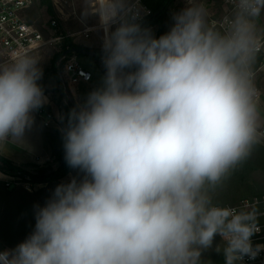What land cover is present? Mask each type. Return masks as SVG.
Here are the masks:
<instances>
[{
    "label": "clouds",
    "instance_id": "obj_1",
    "mask_svg": "<svg viewBox=\"0 0 264 264\" xmlns=\"http://www.w3.org/2000/svg\"><path fill=\"white\" fill-rule=\"evenodd\" d=\"M87 3L105 72L60 118L77 174L33 206L32 231L0 264H205L214 246L224 264L255 260L260 209L218 194L264 145V0H223L218 18L208 0H186L158 37L139 0ZM42 76L28 50L0 59V145L32 130L48 103Z\"/></svg>",
    "mask_w": 264,
    "mask_h": 264
},
{
    "label": "trees",
    "instance_id": "obj_2",
    "mask_svg": "<svg viewBox=\"0 0 264 264\" xmlns=\"http://www.w3.org/2000/svg\"><path fill=\"white\" fill-rule=\"evenodd\" d=\"M215 1L219 8L223 5V0ZM175 2L176 0H144L145 5L153 12V17L144 27L156 28L157 37L167 32L172 23L169 10ZM43 10L53 20L59 21L60 26L56 29V35L63 33L64 30L61 28L59 16L53 6V0H33L28 11V23L43 31L41 17ZM74 49L102 54L101 50L77 44L73 38H67L60 45L47 49V51H53V56L50 62L47 63L42 80L39 81L45 95H51L55 106L58 108L60 127H62L61 116H66L68 111L75 106V104L71 106L64 104L60 74L69 59L85 57L84 55L75 54ZM92 59L99 64L102 63L101 58L94 57ZM261 62L262 58L258 67ZM57 64L59 65L57 66ZM49 112L53 115L50 108ZM45 137L54 160L51 164L38 168L36 173L20 168L0 152V173L33 186L43 185L39 191L29 193L21 186H15L11 189V185L0 181V251L14 248L26 238L35 224L33 206L37 203L42 205L56 185L67 182V177L77 174L65 163L60 131L54 128L46 129ZM251 180L254 185L248 183ZM263 196L264 145H260L254 150L251 158L233 174L225 188L219 192L218 199L224 204L234 206L243 200L261 199ZM216 243H220L218 238H216ZM214 248L204 252L203 261L205 264H224L222 252L217 253Z\"/></svg>",
    "mask_w": 264,
    "mask_h": 264
},
{
    "label": "built area",
    "instance_id": "obj_3",
    "mask_svg": "<svg viewBox=\"0 0 264 264\" xmlns=\"http://www.w3.org/2000/svg\"><path fill=\"white\" fill-rule=\"evenodd\" d=\"M32 3L33 0H0V51L6 59L19 50H28L36 55L51 47L60 45L67 38H75L74 42L97 38L101 42L102 32L99 21L97 24L85 26L71 35L65 33L56 35V29L60 26V23L57 20L50 19L44 25V30L40 31L27 21L28 11ZM53 5H56L60 14H64V11L68 10V12H72V16H75L74 20L78 19L74 0H58ZM223 6L225 8L223 14H225L227 8L224 3ZM139 9L140 23L144 26L153 17V12L145 5L144 0H139ZM262 65H264V57H262ZM92 79V72L86 70L76 58L69 59L60 74L64 104L71 106L74 101L73 89L81 84H89ZM36 115L45 127L52 126L54 116L45 106L40 108ZM245 203H255L262 213L259 221L261 231L253 237V243L264 244V197L243 200L235 207H242ZM243 264H264V252H261L255 260H249L246 257Z\"/></svg>",
    "mask_w": 264,
    "mask_h": 264
},
{
    "label": "rangeland",
    "instance_id": "obj_4",
    "mask_svg": "<svg viewBox=\"0 0 264 264\" xmlns=\"http://www.w3.org/2000/svg\"><path fill=\"white\" fill-rule=\"evenodd\" d=\"M57 1L58 0H53V3L57 2ZM208 3H209V7L215 12V16L217 18L220 17V14H219V12L217 10L219 8V6L216 4V1L215 0H208ZM74 4H75L74 7H75V12H76V17L78 18L77 20L73 19V18H75V16H72V14H71L72 12H68V10H66V11H64V14H60L58 12L57 8H56V5L55 6L53 5L55 10H56V13L59 16V19H60V22H61V28H62V30H64L63 33L69 34V35L80 31V29H82L85 26H92L94 24H97V22H98V17L95 16V15H92L88 11L87 0H74ZM185 4H186V0H176V2L171 6V8L169 10L170 14H172L173 12L178 11L181 8L185 7ZM41 17H42V20H43V27L50 19H52L48 14H46L45 10L42 11V16ZM151 29L153 30L154 34L157 36V29L156 28H151ZM74 39L75 38H73V40ZM89 42H94L95 44H99L98 43L99 40L97 38H91L90 40L76 41L77 44H81V45L86 44L84 46H87V47H90V45H89L90 43ZM96 49L101 50V47H99V45H98V47ZM52 52L53 51L44 50V51L36 54V56L39 59V66L43 70V75H44L47 63L50 62V60H51V58L53 56ZM76 58L79 61V63L86 70L91 71V72L94 70V65H98L99 64L97 61L94 62L93 59L90 58V57H76ZM0 59H6V57L1 53V51H0ZM58 65L59 64H57V66ZM99 65L101 66V68L103 67L102 63L99 64ZM263 75H264V71H263ZM42 78H43V76H42ZM263 84H264V81H263ZM73 91H74V94H76L78 101L74 102V103L72 102V104L77 105L78 103H82L83 102V100L86 98L87 94L91 90H88V87L83 86L81 84L80 86L74 88ZM47 97H48V100L53 103V111H52V113H53V115H55V118H54L55 124L53 122L52 123V127L50 129L54 128V129H58L59 130L61 128L59 126V121H58L60 113L58 111V108L54 104L52 96L49 95ZM38 124H39L41 130H43L44 127H43L41 121ZM30 138L34 139V137H30ZM33 139H32L31 143H27V144H25L23 142H21V143H12V144L19 145V147H22V148L31 147V146H37L38 147V143L33 142ZM24 140L27 142L29 140V138L25 137ZM6 144L11 145V142L6 143ZM45 148L48 150V146L47 145H45ZM12 150H13V152L11 150H10V152L15 154L18 157V158H16L17 162L15 164L17 166H19L20 168H22V169H24V170H26L28 172H31V173H36L38 168H43V167L47 166V164H51L53 162V160H54L52 155H51V156H49V158H32V159H28L27 162L24 161L25 163H23L22 161L26 157H23L24 155H21V152L18 153V151H15L14 148ZM35 151H36V148H35ZM3 153H4V155L8 154L4 150H3ZM18 159H20V160H18ZM0 176H2V175H0ZM70 178H71V176L67 177L66 180H69ZM0 181L5 182L7 185H11L10 186L11 189L14 188L15 186H21V187L24 188V190H26L29 193L37 192L43 187V185H34L33 186V185L28 184V183H23V182H21V180H18L17 178L8 177L6 175H3L2 178H0ZM248 183L250 185L251 184L254 185L252 180L250 182L248 181ZM255 186H257V185H255ZM239 203L240 202H238L236 205H234L232 207L237 206ZM217 238L220 240L219 237H217Z\"/></svg>",
    "mask_w": 264,
    "mask_h": 264
},
{
    "label": "crops",
    "instance_id": "obj_5",
    "mask_svg": "<svg viewBox=\"0 0 264 264\" xmlns=\"http://www.w3.org/2000/svg\"><path fill=\"white\" fill-rule=\"evenodd\" d=\"M217 10H218L220 16H222V14L225 11V8L222 5ZM262 22H264V20H262ZM89 43H90L89 45L91 48L96 49L98 47V45H99V47H101V42H98L99 44H95L94 42H89ZM84 45H86V44H84ZM74 58H76V57H74ZM93 61L96 62V60H94V59H93ZM103 68L104 67L101 68V66L99 64L94 65V70L92 71V74H93L92 81L89 84H82V85L88 87V90H91V91L93 89H95L96 87L100 86V84L102 82V77H103L104 72H105V70ZM258 69H259V72H258L259 86L261 87L262 90H264V84H263V81H264V75H263L264 65L260 64ZM73 95H74V101H73V103H74V102H77L78 99H77L76 94H74V91H73ZM44 106L47 109L50 108L53 111V103L50 102L49 100H48V103H46ZM34 115H35V124H34L32 130L26 134V137H28L29 140L27 142L24 140L23 143H25V144L31 143L33 138H30V137H34L33 142L38 143V147L37 146H31V147L22 148V147H19V145L12 144V142H11V145H9V144L0 145L1 154L4 157H6L7 159L11 160L14 164L17 162L16 158H18V157L15 154L10 152V150L13 152V150H12L13 148L15 151H18V153L21 152V155H24L23 157H26L25 159H23V161H22L23 163H25L24 161L27 162L28 159L49 158V156H51V149H50V147L46 141L45 132H46V129H50L52 126L51 127H45L43 125V123L41 122L43 127H44V129L41 130V128L38 124L40 122V120L37 118L36 113ZM54 117H55V115H54ZM54 124H55V122H54ZM45 145L48 146V150L45 148ZM35 148H36V151H35ZM3 150L6 151L8 154L4 155ZM18 160H20V159H18ZM0 175L3 176V174H1V173H0Z\"/></svg>",
    "mask_w": 264,
    "mask_h": 264
},
{
    "label": "water",
    "instance_id": "obj_6",
    "mask_svg": "<svg viewBox=\"0 0 264 264\" xmlns=\"http://www.w3.org/2000/svg\"><path fill=\"white\" fill-rule=\"evenodd\" d=\"M73 52L75 54H79V55H84L85 57H90V58H94V57H99L101 58V55L102 54H95L93 52H90V51H85V50H79V49H74Z\"/></svg>",
    "mask_w": 264,
    "mask_h": 264
}]
</instances>
